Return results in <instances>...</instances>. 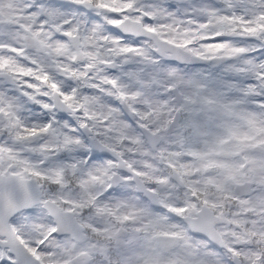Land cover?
Segmentation results:
<instances>
[{
    "label": "snow or ice",
    "instance_id": "snow-or-ice-1",
    "mask_svg": "<svg viewBox=\"0 0 264 264\" xmlns=\"http://www.w3.org/2000/svg\"><path fill=\"white\" fill-rule=\"evenodd\" d=\"M0 264H264V0H0Z\"/></svg>",
    "mask_w": 264,
    "mask_h": 264
}]
</instances>
